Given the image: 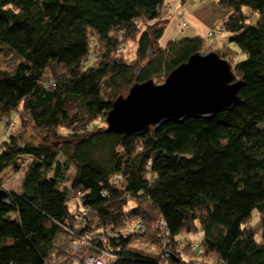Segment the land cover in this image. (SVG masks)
<instances>
[{
  "label": "trees",
  "instance_id": "trees-1",
  "mask_svg": "<svg viewBox=\"0 0 264 264\" xmlns=\"http://www.w3.org/2000/svg\"><path fill=\"white\" fill-rule=\"evenodd\" d=\"M217 1L230 13L225 47L246 57L232 64L242 102L119 135L98 125L115 101L214 51L207 39L161 47L167 0H0V123H16L0 153V264L101 251L113 264H264V0ZM27 157L20 187L6 190L5 172ZM136 219L146 232L126 235Z\"/></svg>",
  "mask_w": 264,
  "mask_h": 264
},
{
  "label": "water",
  "instance_id": "water-1",
  "mask_svg": "<svg viewBox=\"0 0 264 264\" xmlns=\"http://www.w3.org/2000/svg\"><path fill=\"white\" fill-rule=\"evenodd\" d=\"M140 70L137 69V76ZM241 87L242 81L235 80L226 58L214 51L197 53L162 84L137 83L125 97H119L108 113L106 132L139 135L169 122L211 119L242 102Z\"/></svg>",
  "mask_w": 264,
  "mask_h": 264
},
{
  "label": "rangeland",
  "instance_id": "rangeland-1",
  "mask_svg": "<svg viewBox=\"0 0 264 264\" xmlns=\"http://www.w3.org/2000/svg\"><path fill=\"white\" fill-rule=\"evenodd\" d=\"M171 7L173 8L171 15H165L168 16V25L165 29V34L164 36L161 38L160 40V45H165L168 42H170L171 40H178L181 39L183 37L188 36V34H191V29H189V27L185 28L182 27V25H180L179 22V17H182V14H186L187 9H193L195 10L196 8H198V6L204 4L205 2H209L210 0H188L186 4L181 5L180 2L176 3V5H174L172 3L173 0H168ZM245 13L247 15H249L250 17L253 16L252 21L256 22V16L254 17V15L252 14V12L250 11V9L245 8ZM217 23V21L214 23V25ZM207 35V34H206ZM215 45L214 47L218 50H222L221 52H225L228 51L226 54V56H223L222 53L220 55H222L224 58H226L228 60L229 58V62L231 63V65L233 64V62H239L242 60H245V56L241 55V57L237 54L238 53V49L229 44V48H225V44L228 43L229 39L225 34H216L215 35ZM210 46V45H209ZM228 46V45H227ZM130 46L128 48H126V51L124 52L125 54H128L130 52ZM218 50H214V51H218ZM132 56V54H130ZM163 82H161L160 84H162ZM129 93V91H127L124 95L126 96ZM124 97V96H123ZM99 127L101 126H106L108 128V125L103 121V119L99 120L98 123ZM106 128V129H107ZM6 126L3 122L0 123V136L5 132ZM16 129V128H15ZM16 133V132H15ZM63 134H66L67 132L63 131L60 132ZM29 136L30 138H35V141L37 143H40L41 140L43 139L41 137L40 134H38L37 132H34L32 129H29ZM28 136V138H29ZM0 140H2V138H0ZM51 141H54L53 139ZM30 162V158H24L21 159L19 161V171L14 170V168H9L4 176L3 179L5 181V185L6 187H4L6 190H11V189H18L20 187V184L22 182V179L24 177V173H25V169L27 164ZM135 247L137 248H142L144 249L146 252H154L156 251V247L153 244H146L144 242L141 241H137L135 244ZM206 262V261H205ZM205 262H203V264H206Z\"/></svg>",
  "mask_w": 264,
  "mask_h": 264
},
{
  "label": "built area",
  "instance_id": "built-area-1",
  "mask_svg": "<svg viewBox=\"0 0 264 264\" xmlns=\"http://www.w3.org/2000/svg\"><path fill=\"white\" fill-rule=\"evenodd\" d=\"M173 8L171 7L170 4H165L164 6V11H167L168 15H171ZM157 12H162L161 11V7H158ZM180 21V25H182V27H187L188 23L187 20L185 19V17H180L179 18ZM226 31L225 29V25L223 20H218L217 23L213 26V29L209 30L207 35H206V39L209 42V45L212 47L213 43H214V39H215V35L216 34H224ZM122 33L120 34L121 38L124 36V34L126 33L125 30L121 31ZM123 51L122 48H119L117 50V53H121ZM4 123L6 125V129L5 132L0 136V138H2V140H0V153H2L3 148H4V143L11 137L12 133L14 132L15 128H16V123L15 122H11L8 119L4 120ZM165 222H161L160 225H157V229H159L161 232L162 230L166 231V234L160 235L161 232L159 233V239L162 243L163 246H168L170 244L169 239L167 238V235L169 234V231L165 228ZM146 232L145 226L142 223V221L140 219H136L133 224L130 226V228H128L125 231L126 235H130V234H144ZM70 248L77 253L78 255H80L81 251L79 249V247H77V245L73 244L70 245ZM115 259V256L113 254H111L108 251H101L99 254L97 255H92V256H88L86 257L84 260H74L72 264H113V261ZM197 264H203V262L197 263Z\"/></svg>",
  "mask_w": 264,
  "mask_h": 264
},
{
  "label": "crops",
  "instance_id": "crops-1",
  "mask_svg": "<svg viewBox=\"0 0 264 264\" xmlns=\"http://www.w3.org/2000/svg\"><path fill=\"white\" fill-rule=\"evenodd\" d=\"M178 2H180V0H173L172 1V3L174 5H176V3H178ZM182 15L187 20L189 29H191V34H188V36H186V37H202V38H205L208 31L214 26V23L218 20H222V19L225 20L226 18L229 17L230 13H228L225 10H222L218 5L217 0H210L209 2H205L204 4L198 6V8H196L195 10L190 9V8L187 9L186 14L185 15L182 14ZM164 34H165V32H164ZM183 38H185V37H183ZM171 41H174V40H171ZM167 44H165V45L161 44L160 46L165 47ZM214 45H215V40H214L213 46L211 48L213 50H218L214 47ZM225 48L228 49L229 45L226 46ZM227 52L228 51L222 52V55L226 56L228 54ZM228 60H229V58H228Z\"/></svg>",
  "mask_w": 264,
  "mask_h": 264
}]
</instances>
